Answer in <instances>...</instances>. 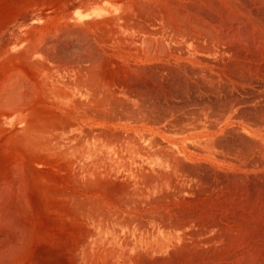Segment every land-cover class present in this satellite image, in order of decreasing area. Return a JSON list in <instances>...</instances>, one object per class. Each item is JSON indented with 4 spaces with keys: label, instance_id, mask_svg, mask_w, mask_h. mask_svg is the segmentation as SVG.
I'll return each instance as SVG.
<instances>
[{
    "label": "bare ground",
    "instance_id": "obj_1",
    "mask_svg": "<svg viewBox=\"0 0 264 264\" xmlns=\"http://www.w3.org/2000/svg\"><path fill=\"white\" fill-rule=\"evenodd\" d=\"M159 1L161 2L162 0ZM197 1L201 2L202 4L204 2H210L211 0ZM213 1L214 3L217 2V5L220 6L221 10L223 8L224 10L225 8L228 9L233 14V16L235 14H239L241 16L243 14H246L242 11L246 6L245 4L240 5V0L232 1H239L236 4H239L241 8H243L241 11L239 10V12L237 11L238 9L235 7V5L234 7L236 9H232L233 6L231 0ZM120 2H122V0ZM251 3L252 6H254L256 9H258L257 7H259V9L260 7H264V0H251ZM152 4L155 3L153 2ZM117 5V0H104L103 2L99 3L95 2L93 5L88 6L85 9L82 8L75 10L67 15L65 14L64 18L66 19V21L72 22L81 30H84L83 26L99 27L107 24H118L119 18ZM150 5L148 4L147 6ZM199 6L200 5H198V7ZM162 7L163 6H161V9ZM141 8H143V6ZM183 8L184 7H182V9ZM176 9L177 8H174V10ZM186 10L187 9H184V12ZM144 12L146 13L147 11ZM152 12L155 14L153 9ZM184 12L182 10V14ZM228 12H224V14L228 15ZM262 13L263 12L261 11V14ZM182 14L180 17L175 16L178 19H181L180 23H178V20L176 21L178 25L174 22L175 19H173V17L172 19L174 21H170L168 18V20L172 24L170 22V24L167 23L168 29H163L162 23L164 22L162 21L163 18L160 17L159 22L157 23V25H159V29L157 30V32H147L146 34L139 35L137 37L138 39L136 38L137 40H145L147 43V47L149 48L146 53L144 52V54L138 55L139 58H146V56L149 55H162L168 58L172 57L176 59L180 56H184L192 61H197L198 59H201L202 53L215 56L218 52H220L219 49L213 46H210V49L207 48V51L202 50L206 52L201 53L197 51L201 47H198V49L195 47V45L197 44L194 45V39L198 35L197 31L199 32L201 30L200 27H202L203 30L207 23L205 24L204 28L203 26L199 27V25H201V23L199 22L200 20H196L200 23L199 25H196L195 18L194 24L191 23L193 19L189 18L190 21H188L189 19L187 20L184 16L186 14L189 15L188 12L183 15ZM176 15L180 14H177L176 12ZM229 16L228 19H230ZM247 16L251 17L250 14H247L245 18ZM234 17L231 18L232 21ZM241 18L243 19V17ZM127 19L125 22H127ZM242 19L240 22V19L236 20L235 18V20L237 22L239 20L240 23H242ZM247 20L249 19L246 18V21ZM246 21L245 23L248 22ZM139 22L141 23V21ZM136 23L137 22L134 23V26H139L140 23H137L138 25H136ZM188 23L196 25L195 27L198 26L199 29L195 31V27L192 28L194 25H191V27ZM248 24L250 23H247V25ZM126 25L124 26L125 28L128 27H126ZM131 25L133 26V24ZM252 25V30L257 29L255 30V32H259V24H255V29H253ZM67 28L68 27H66V29ZM141 28L139 27L138 29L140 30ZM73 29L76 30V28ZM120 30L121 29L119 28V31ZM202 30L200 31L201 34L202 32L204 34L207 31L206 29L205 32ZM208 30H210V27L208 28ZM24 31L27 30L25 29ZM262 31L263 30L260 31V34ZM160 32L163 35L159 34ZM213 32H215L213 36L208 33L209 39H205L207 37H205L204 39L210 41L212 37H214V35L217 36L219 33L217 32V30H214ZM33 34H35V32ZM41 34L44 38L45 35H43V33H40V35ZM86 34L88 33H84V36L88 37L86 36ZM102 35L104 36V33ZM255 35H257V33ZM66 37L67 36H65V38ZM107 37L106 39H109ZM218 37L220 36H217V38ZM77 38L79 37H76V40ZM88 38V40H91V36ZM72 39L73 41L75 40L74 38ZM213 39H215V37ZM222 39L224 40V38ZM49 40L50 39L48 38V41ZM62 40L64 41V39ZM79 40L81 41L82 39ZM94 40L97 39L95 38L93 39V42L91 41L93 44ZM118 40L119 39H117V41ZM216 40L217 39H215L212 43L214 44V42H218V40ZM120 41L124 40L121 39ZM36 42L37 39L34 42V46L26 49L22 48L21 44H14L9 48V51L4 53L3 58L0 60V150L8 155L9 160L7 161L8 165L5 169L6 172L2 174V176H0V230L5 231L8 235L14 236L16 235V229L20 228L28 235V237L25 238V241H21L22 244L17 247H13L16 245H11L9 243L10 241L7 244H0V264H30V250L32 251V246L37 243L42 238V236L46 240H56L52 235L53 231L37 230L35 229L36 226L34 228V225L32 224L31 213L27 211L28 199L25 196V191L27 190V187L30 185V183H34L40 193L49 195L48 204L51 205L52 208H54V210L56 211V216L59 219L56 229L53 228L54 232L56 233L57 229L64 226H69L73 231L72 250L75 264H142V262L145 260L149 261L153 259L155 263L159 260L161 261V259L163 260V258L169 257L171 253L170 251L177 249V247H179V244H181L180 242H182V237L180 238V235L178 233L172 231V228L168 227L170 225V221L168 218H165L169 221L165 222V225L168 224V229H166L163 225L162 227L160 225L161 222L158 223L159 220L162 221L164 219L162 218V215H160L161 209L157 208V204L159 203H157V200L159 199L156 200V197H160V195H163L166 192L172 193V191H182V188L189 185L190 180L192 183V177L184 170V162L187 159L193 158L195 152L190 149L189 144L187 145L185 141L187 139H190L194 135V137L198 135V137L202 138L208 136L209 138L207 137L199 144H197V147L199 146L201 148V152H204L203 150L206 149L208 144L212 145L211 140L214 139H209L213 134L202 132L205 125V120L207 118L202 117L199 119H191L184 124L179 125L181 127L178 128V130L185 135L182 136V140H179L178 142V140L175 141V139L172 140L169 137H166L165 143L161 144L150 135L152 133H149V129H147L148 132H145L146 129H144V131H137L135 128L131 129V127L128 126V124H130L128 123V119L131 117L127 116L124 120L125 122L116 120L117 117L114 114L117 113V111H121L122 106L128 104V94L125 90L124 82L120 80L116 81L112 73H109L110 77H105V75V79L102 76L100 79L103 78V81H100V75H98V71L102 70L101 68H99L102 66H99V64H97V62L93 59L94 57L96 59L98 54L92 57L94 61L89 60L90 64L88 63L89 65H91V62L93 64L95 62V64L99 66L98 68L100 70L97 68L98 77L97 75H95L97 78L93 77L96 78V82L93 78L90 77L91 74L90 76L87 74L85 79H83L86 80L90 77L88 79V82L91 85L94 84V86H91V88H89L86 87V85H82L84 81L79 78V76L81 77V75L76 76L77 73L75 74V77H78L79 81L68 79L66 82H64V84H66L63 85L60 80V76L57 73V69L53 64L49 62L50 59L47 60L42 56V53L45 54V51H43L42 47H38ZM40 42L41 40L39 41V44H44L45 46L53 43L48 42L49 44L46 45L47 43ZM82 42L84 43L85 41L82 40ZM85 44L86 42L84 43V45ZM159 45H161L162 48V50L160 51H158L160 49ZM52 46L53 45H50V47ZM87 46L89 45H86V48H89V53L93 51H90V47ZM57 47H55L54 49H56ZM70 49L72 50V48H69V50ZM91 49H95V46L94 48H92L91 46ZM121 49L123 52L128 53V45H125V47L122 46ZM138 51L137 54L139 53ZM50 52L52 51L50 50ZM89 53L87 54L88 56ZM137 54L135 55L137 56ZM92 55L93 53L91 54V56ZM10 56H12L13 58L9 59ZM50 56L52 57V59L56 57V55H54V57L52 55ZM35 57L37 60L33 59ZM45 57L49 58V56L46 55ZM63 58L64 57H62L61 59L62 61ZM74 58L76 60V57ZM104 58L102 60H105ZM69 59H65L66 62H69ZM79 59L80 58H78V62L81 60ZM122 60L127 62L126 58ZM97 61L98 63L100 62L99 60ZM72 62L77 61L73 60ZM72 62L70 60L69 63L72 64ZM107 63L109 62L107 61ZM9 65H12L14 67H11ZM89 65L88 67L86 65L88 69ZM94 65H91V68ZM123 66L124 68L126 67L125 65ZM82 68H84V66ZM202 69L204 70V68ZM93 70L96 73V69H92L91 71L89 69V71H86H88V73H91ZM94 71L92 72V74H95ZM80 79L83 82L82 84L80 82ZM90 79L91 81H94V83H91ZM134 103L136 104L137 102H132L131 104ZM128 110H126V115H128ZM116 122H118V124L120 125H116ZM193 130L198 131V133H193ZM213 143H215V141H213ZM205 158L209 159L208 155L205 156ZM209 161L211 162L210 159ZM35 163L40 164L39 166L42 169H40L34 175L33 170L36 169ZM50 169H55L57 170V172L64 173L67 178V180H65L64 182L67 184L64 185V183L62 184V182H60V186L57 184L53 185L50 181L51 176H49V172L51 173ZM116 181L120 182V187H118L116 190L117 196L119 195V202L117 200L111 199L110 197H107L101 191V189L105 188V185L112 184ZM68 184H71L72 188H70ZM50 185L53 188H51ZM192 185H194V183H192ZM165 215L166 213L163 215V217H166ZM160 216L162 219H160ZM157 217H159L158 221ZM33 221H35V219ZM16 223L18 225L17 227ZM162 223L164 224V222ZM172 224L170 225L171 227ZM177 225L173 226V228L177 227ZM208 226L210 227V225ZM235 226L237 227V225ZM184 232L186 231H183V233ZM206 236L203 238L208 237ZM215 236L216 235L212 233V238H207L208 240H210V249H208L211 250L209 256L207 255V258H204V260L203 258L202 260H199V258L198 261H195V258L192 257L193 253L190 252L192 253V256H186L187 258L181 260V262H179L178 264H264V246H259L258 242H256L254 239H252V241L251 239L241 240L239 238L238 241H236V239L235 241H233L234 239L230 240L231 242H229V246L225 248L224 251L220 253V255H218L216 251L217 249L215 247L217 236L216 238ZM205 240L206 239H204V241ZM189 245L190 244H188V247ZM186 246L187 244L185 245V248ZM191 249H193L192 245ZM219 250V252H221L222 249ZM171 254H173V251ZM189 254L187 253V255ZM154 258H158L159 260L155 261ZM153 260L151 261L152 263Z\"/></svg>",
    "mask_w": 264,
    "mask_h": 264
},
{
    "label": "rangeland",
    "instance_id": "obj_2",
    "mask_svg": "<svg viewBox=\"0 0 264 264\" xmlns=\"http://www.w3.org/2000/svg\"><path fill=\"white\" fill-rule=\"evenodd\" d=\"M103 1L104 0H0V60L3 58L2 56L4 55V53L9 51V48L18 42L21 30L27 25L34 23V25H31L29 27L32 28L33 26L37 30V32L35 37L32 38V41L28 42L34 43L37 39L36 43L38 47H42L43 51H45V54L42 53V56L47 60L50 59L49 62L53 64L57 69V73L60 76V80L63 85L66 84H64V82H66L68 79L78 80L79 78H81L83 80L85 79L87 74L89 76L91 74V78L96 77L95 75H97V71L99 68L102 69H99L100 71H98V75H100L99 79L102 76L105 79V77L109 76V73H112L116 81L120 80L124 82V87L128 94V104L122 106L121 111H117V113H115L114 115L117 117L116 120L120 122H125L124 120L127 116L131 117L128 119V123H130L128 124V126L131 127V129L135 128L137 131H144V129H146L145 132L147 131V129H149V133H152L150 135L161 144L165 143L166 137H169L172 140L175 139V141L178 140L179 142V140H182V136L184 135L181 133V131L178 130V128L181 127L179 125H182L191 119H199L202 117L207 118L205 120L204 129L203 131H201L204 133L213 134L209 139H214L211 140L212 145L208 144L206 147V149L208 148V151L205 149L203 150L204 152H201V148L199 146V148L197 147V144H199L208 136L202 138L198 137V135L194 137V135L190 139H187L185 141L187 145L189 144L190 149L195 152L193 158L187 159L184 162V170L192 177V183H194V185H192L190 180L189 185L182 188V191H172V193L166 192L167 195L166 193H164L163 195H160V197H156V200L159 199L157 200V203L159 202L157 204V208L161 209L160 215H162V218L164 219L162 221H158L159 217H157L158 223L164 222V224L160 223V225H163L166 229H168V227L172 228V231L178 233L180 235V238L182 237V242H180L181 244H179V247H177V249H174L175 252L174 250H172L173 254H171L172 251H170L171 253L169 257L163 258V260L161 259V261L158 258H154L155 261L159 260L160 262L157 261L154 263V260L152 259L153 263L151 262L152 260H149L150 262L148 260H145L142 262V264H178L179 262H181V260L186 259L192 253L193 256H191L195 258V261H198L199 258V260H202V258L204 260V258H207V255L209 256L211 252V250H209L210 240L208 239L212 238V233L217 236V238L215 236L217 240V242H215V247L217 249L216 251L218 255H220V253H222L224 249L229 246L228 244L229 242H231L230 240L233 239V241H235V239L236 241H238L239 239H251L252 241V239H254L256 242H258L259 246L263 247L264 7H260L261 10L259 9V7H257L259 9L258 10L254 6H252L251 0H240L241 2H232L233 0H231L233 6L232 9L236 7L238 9V12L239 10L241 11L243 9L240 5L245 4L246 7H244L242 11L246 14L243 15H251V17H246L247 19H249L247 20V22L245 16L243 15L241 16L237 14L239 15L237 16L235 14L236 16L234 15V17L228 9L225 8L226 11L224 10V8L221 10L220 6L217 5V2L214 3L213 0L207 3L204 2L202 4L197 0H162L161 2L159 0H122V2H120L121 0H117L119 18L118 24H107L99 27L83 26L84 30H81L72 22L66 21V19L64 18L65 14L67 15L78 9H85L88 6L93 5L95 2L99 3ZM126 1L129 2L127 3ZM153 2L155 4H152ZM170 2L173 5H171ZM191 2L193 3V5ZM238 2L240 3V5L236 4ZM148 4L151 5L147 6ZM141 5L145 9L141 8ZM198 5L200 6L198 7ZM161 6H163L162 9L164 10L161 9ZM181 6L184 8L182 9ZM174 8L177 9L174 10ZM152 9L156 15L152 12ZM184 9H187L188 11L186 10L184 12ZM182 10L184 12L183 14L187 12L189 13V15L186 14L184 16L187 20L189 18L193 19L191 23H194V18L196 25H199L201 23L199 27L203 26L204 28L205 24L207 23L203 30L202 27H200L202 31H208L204 33L207 35H204L203 32L201 34V30L199 31V34V32L197 31L199 27H195V23H188L190 26L194 25L193 27H191H195L194 30L198 33L197 37L194 39V45H198L200 43L198 46L195 45V47L197 49L198 47L201 48H199V50H197L196 48L195 49L202 53L210 49V46H213L219 49L220 52H218L215 56L202 53L201 59H198L197 61H192L184 56H180L176 59L172 57L168 58L162 55H149L146 56V58H139L138 55H142L144 54V52L146 53L149 48L147 47V43L145 40H137V37L139 35L146 34L147 32H157V30L159 29V25H157V23L159 22L160 17L163 18V29H168L167 23H169L173 19H175V21L173 20L175 23H177V20L178 23H180L181 19H178L175 16L180 17L182 14ZM246 10L249 12H247ZM144 11L147 12L145 13ZM223 11L225 13L229 11L228 15L224 14ZM261 11L263 12L262 14ZM176 12L180 15H176ZM228 16L230 19H228ZM232 17H234L233 21L231 20ZM241 17H243L244 21ZM168 18L170 21L168 20ZM235 18L236 20L240 19V22L242 19V23H245L246 21L250 24L247 25V23H243V25L239 22V20L237 22ZM126 19L130 26L127 22H125ZM138 20L141 21V23ZM196 20H200V23ZM202 20L204 21V23ZM252 20L255 21L253 22ZM188 21H190V19ZM249 21H251L252 23ZM130 22L131 24H133V26L135 25V22L140 24L139 26L133 27ZM137 23L136 25H138ZM254 23L256 25L259 24V32H255V30L257 29L254 28ZM125 25L126 27H128L125 28ZM251 25L255 30H252ZM66 27H68L69 29H66ZM139 27H143L141 28L142 30H139ZM147 27L151 30H155L151 31ZM207 27H210V30H208ZM259 27L262 29H260ZM73 28H76V30H74ZM119 28L121 29L120 31ZM144 28L147 30H145ZM52 29L54 30V32ZM211 30L212 32L214 30H217V32H219L217 36L221 37L220 39V37L217 38V36L214 35L215 39L218 40V42H214V44L212 42L215 39H213L214 37L212 36L213 34H215V32L212 33ZM261 30H263L261 32L262 35L260 34ZM252 31L254 32V34ZM52 32L54 33V35ZM40 33H43V35H45L44 38L42 37V34L40 35ZM84 33H88L86 34V36H91V40H88L89 38L85 37ZM101 33H104V36ZM208 33L212 35V39L210 41L205 40L209 39ZM256 33L257 35H255ZM159 34L163 35L161 32ZM65 36L67 37L65 38ZM76 37H79L77 38L78 41L76 40ZM106 37L109 39H106ZM48 38L50 39L49 41ZM72 38H74L75 40L73 41ZM95 38L97 40H94L93 44L92 42ZM222 38H224V40ZM62 39H64V41ZM79 39L85 41L86 44L84 45L85 42L83 43L82 40L80 41ZM117 39L119 40L117 41ZM121 39L124 41H120ZM40 40V43H47L46 45L49 44L48 42H53L52 44H50L53 46L50 47V45L45 46L44 44H39ZM70 40H72L73 42ZM86 45H89L87 47H90V51L93 50L90 52L91 54L93 53L92 56L88 52L89 48H86ZM93 45L95 46V49H91V46L92 48H94ZM125 45H128V53L123 52L121 49L122 46L125 47ZM55 47L57 48L54 49ZM66 48L68 51L66 50ZM69 48H72V50H69ZM79 48L82 50H80ZM159 48L158 51L162 50L161 45H159ZM50 50L52 52H50ZM86 50L89 53V56L87 55L88 53L86 52ZM137 51L139 52L138 54ZM84 52H86L87 54ZM98 52H100L101 54ZM97 54L101 57H96V59L100 62L98 63L95 57L93 59L97 62V64H99V66L102 67L96 65L95 62V65L91 62V65H94L91 68V65H89V60L94 61L92 57ZM135 54H137V56ZM45 55L49 56V58L45 57ZM50 55H52L53 57L54 55H56V57L52 59ZM110 56H112L113 58ZM62 57H64L63 61L61 60ZM74 57H76V60ZM78 58L81 59H79V62ZM103 58L105 60H102ZM125 58L127 59V62L122 60ZM34 59L37 60L36 57ZM65 59H69V62L70 60L71 62L73 60L77 62H72L71 64L68 61L66 62ZM60 60L62 63H65L62 64ZM136 60L138 61L139 66L137 65ZM54 61H56L57 63ZM107 61L109 63H107ZM73 63H75L76 65ZM191 64L193 65V67ZM86 65L87 67L89 65L90 71L92 69H96V73L94 70L93 71L95 74H92L93 71L91 73H88L89 69L86 67ZM121 65H125L126 67L124 68V66L122 67ZM83 66L84 68H86H82ZM81 68L83 71L81 70ZM202 68H204V70ZM76 73V76L81 75V77H75ZM99 73H101L102 75ZM139 73L141 74V76ZM89 78L86 79L87 81L83 80L84 83L80 79V82L81 84L83 83L82 85H86V87L91 88V86H94V84L91 85L88 82ZM96 78H93L95 82ZM103 78L100 79V81H103ZM94 81H91L90 79L91 83H94ZM132 102L137 103L131 104ZM126 110H128V115H126ZM116 125L120 124L116 122ZM192 132L198 133V131L194 130ZM213 141H215V143H213ZM207 155L211 162L209 161V159L205 158V156ZM7 161H9L8 155L0 150V176H2V174L6 172L5 169L8 165ZM39 165L40 164L35 163L36 169L33 170L34 175L36 172L42 169ZM50 171V181L53 185L57 184L60 186V182H62V184L64 183V185L67 184L64 182L65 180H67L64 173L57 172V170L55 169H50ZM119 183L120 182L116 181L112 184H107L105 185V188L101 189V191L107 197H110L111 199L117 200L119 202V195L117 196L116 194L117 188L120 187ZM68 185L70 188H72L71 184ZM51 188L53 187L51 186ZM25 196L28 199L27 211L31 213V221L34 225V228L36 226L35 229L37 230L53 231L52 235L56 239L55 241H50L48 239L46 240L42 236V238L33 245L34 247L32 246V251L30 250V264H75L72 250L73 231L69 226H64L57 229L56 233L54 232L59 219L56 216V211L54 210V208H52V206L48 204L49 195L40 193L36 185L34 183H30V185L27 187V190L25 191ZM163 213H166V217H163ZM162 218L160 216V219ZM165 218H168L170 222ZM34 219L35 221H33ZM165 222H169L170 225L172 223H174L175 225L178 224L177 227L179 228L174 227V230V224H172V227L170 225L167 227L168 224L165 225ZM207 224L210 225V227ZM235 225H237V227ZM17 226L18 225L16 223V227ZM183 231L186 232L183 233ZM205 236L208 239L203 238ZM27 237L28 235L26 234V232H23L20 228L16 229V235L14 236L8 235L5 231L0 230V244H7L10 241L9 243L11 245H16L13 247H17L20 246ZM204 239L206 240L204 241ZM185 242L187 244V250L185 248ZM188 244H190L189 247ZM191 245L193 249H191ZM219 249H222L221 252H219ZM187 253L190 254L187 255Z\"/></svg>",
    "mask_w": 264,
    "mask_h": 264
},
{
    "label": "crops",
    "instance_id": "obj_3",
    "mask_svg": "<svg viewBox=\"0 0 264 264\" xmlns=\"http://www.w3.org/2000/svg\"><path fill=\"white\" fill-rule=\"evenodd\" d=\"M31 25H34V23H32V24H30V25H27L26 27H24L27 31H24L25 29L23 28L21 31L22 32H20L21 34H20V38H19V42H17V43H15V44H21L22 45V48H24V49H26V48H30V47H32V46H34V43H29V42H31L32 41V38L36 35V30L34 29V27L33 28H31V27H29V26H31ZM30 29V30H29ZM35 30V31H34ZM33 31V32H32ZM32 32V33H31ZM35 32V34H33ZM30 34V35H29ZM24 35V36H23ZM28 35V36H27ZM29 41V42H28ZM28 42V43H27ZM3 57V56H2ZM13 57L12 56H10L9 57V59H12ZM34 59V58H33ZM9 66H11V67H14V66H12V65H9Z\"/></svg>",
    "mask_w": 264,
    "mask_h": 264
}]
</instances>
